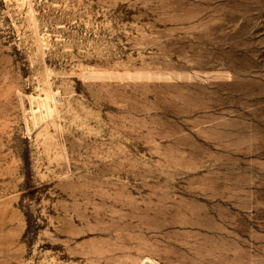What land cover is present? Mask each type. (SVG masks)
Returning <instances> with one entry per match:
<instances>
[{
  "label": "rangeland",
  "instance_id": "obj_1",
  "mask_svg": "<svg viewBox=\"0 0 264 264\" xmlns=\"http://www.w3.org/2000/svg\"><path fill=\"white\" fill-rule=\"evenodd\" d=\"M0 264H264V0H0Z\"/></svg>",
  "mask_w": 264,
  "mask_h": 264
}]
</instances>
